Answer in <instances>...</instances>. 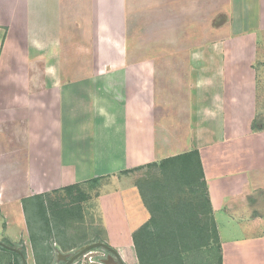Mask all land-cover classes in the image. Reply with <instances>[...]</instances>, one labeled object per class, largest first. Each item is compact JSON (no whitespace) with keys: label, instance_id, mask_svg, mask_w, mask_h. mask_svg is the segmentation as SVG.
<instances>
[{"label":"crops","instance_id":"crops-1","mask_svg":"<svg viewBox=\"0 0 264 264\" xmlns=\"http://www.w3.org/2000/svg\"><path fill=\"white\" fill-rule=\"evenodd\" d=\"M103 2L0 0V221L27 232L22 200L100 184L95 202L104 243L128 246L150 217L134 181L137 168L196 150L222 264H240L238 245L255 258L264 246V163L261 175L256 167L250 175L240 170L250 154L264 160V124L254 126L264 117L255 62L264 0H229L234 23L223 30L224 41L203 48L206 60L155 67L176 69L156 78L180 80L184 88L166 102L159 98L161 105L159 88L146 81V62L82 75L74 23ZM150 93L157 97L153 107ZM121 207L128 216H117ZM218 218L242 237H229Z\"/></svg>","mask_w":264,"mask_h":264},{"label":"rangeland","instance_id":"rangeland-1","mask_svg":"<svg viewBox=\"0 0 264 264\" xmlns=\"http://www.w3.org/2000/svg\"><path fill=\"white\" fill-rule=\"evenodd\" d=\"M100 1H104L101 8L95 10L94 13L92 11L90 17L81 16L74 23L77 29L73 34V38L77 51H79L77 59L83 62L82 75L88 76L92 71H100L103 66H108V69L104 71L111 72L113 69L130 61L146 62V81L155 82L156 87L159 88L156 95L158 97V104L160 105L159 98H161V101L166 102L169 95L176 96L178 92L181 95L184 88L180 80L173 81L172 78L164 79L165 77L163 80L157 79L156 77L159 76L155 75L156 72L166 73L169 69L164 68L160 70L155 67L162 63L167 64L168 62L186 63L191 59L196 61L206 60L208 56L203 48L219 43V41H224V35L225 33L227 35V32L223 30H230L228 26L230 27V24L234 23V20H229V0ZM68 23L64 22L63 27L65 29L68 28ZM1 35L2 33H0V39ZM256 38L258 41V52L255 62L257 64L259 87L263 91L264 30L257 32ZM236 40V44L241 42L238 39ZM91 64L92 67L90 66ZM173 71H169L168 73H172ZM178 71L183 70L179 69ZM182 81L184 82L183 79ZM147 96L148 99H152L149 101L151 104L147 107H153L157 97L155 98L151 93L147 94ZM177 101L174 104L178 103L180 109H183L184 100ZM260 104L264 106V96ZM262 123L264 124L263 116L260 115L255 118V127L263 125ZM263 161L262 158L258 159L256 153L253 156L250 154L246 160L247 164L240 172L250 175L255 172L253 168L256 167L259 168L256 172H259L261 175L263 174L261 171L263 169L261 168V165L264 163ZM157 174L155 169L143 168L134 175V181L141 183L153 176H157ZM92 187L90 189V184L81 186L87 196L83 200L78 198L77 192L68 196L60 190L52 191L49 195L45 196L42 200L45 203L47 222L43 220V217H35V212L32 211V203L34 201L29 200L25 205L23 204L25 206L24 217L26 226H28L27 232L20 231L21 227L15 226L10 222L5 226L4 220H2L0 221V242L21 250L26 257L27 264H38V261L40 264H63V262L58 260L59 254L72 256L85 245L104 242L107 239V232L102 226L100 227L101 214L95 202V195L100 191L101 187L100 184L99 186L92 185ZM54 206L59 207L55 208L58 214L62 212L61 207L70 209L69 217L66 218L65 212L63 215H58L56 211H53ZM121 208H123V212L118 211L116 213L117 216L121 218L126 214L128 216L127 207ZM202 221H204L203 224L207 222L205 217H202ZM217 222L218 224L220 223V227L226 228V231L229 230L227 234L229 237H242L241 233L233 230L231 225L227 223L221 224L219 218ZM106 225H110L109 218ZM31 233L35 235L36 249L30 237ZM11 236L19 239H9ZM111 247L119 253L120 258L125 264H138L132 244L128 246L126 244L122 248H117L118 246ZM237 247L239 249L242 248L241 252H239L240 261L238 263L264 264L263 245L257 247L260 249L259 255L255 256V258L251 256V259H248L245 247L241 245ZM36 255L39 260L36 259ZM110 257L113 259L111 262L109 261ZM209 259H212L211 262ZM214 260H216V256L213 251L211 253L201 251V253L194 252L192 256L189 255L185 259V264H216ZM15 262L16 256L11 251L0 249V264H15ZM116 263V260H114L109 252L98 248L79 258L74 264Z\"/></svg>","mask_w":264,"mask_h":264},{"label":"trees","instance_id":"trees-1","mask_svg":"<svg viewBox=\"0 0 264 264\" xmlns=\"http://www.w3.org/2000/svg\"><path fill=\"white\" fill-rule=\"evenodd\" d=\"M143 168L155 169L158 174L136 184L150 215L149 220L132 233L138 264H185L189 255L201 251H213L216 264H222L221 246L199 152L193 150L181 153L137 169ZM81 186L72 185L60 191L68 196L77 192L78 198L83 200L87 196ZM42 199L41 196L30 199L34 201L32 211L35 217H43L47 222ZM28 201L23 200L22 203L25 205ZM55 208L59 207L54 206L53 211H56ZM61 211V214L56 213L63 215L65 212L66 218L69 217L70 209L61 207ZM202 217L207 220L204 224ZM30 237L36 249L34 233ZM12 253L16 256L15 264H22L20 256ZM35 257L38 259L37 255Z\"/></svg>","mask_w":264,"mask_h":264},{"label":"water","instance_id":"water-1","mask_svg":"<svg viewBox=\"0 0 264 264\" xmlns=\"http://www.w3.org/2000/svg\"><path fill=\"white\" fill-rule=\"evenodd\" d=\"M0 247L5 248L11 252L17 253L20 256L21 262L22 264H27L26 262V257L25 255L21 252V250L13 248L11 246L2 244L0 242ZM98 248H102L103 250H106L107 252H109L112 256L115 257L116 259V264H125L122 259L120 258L119 253L112 248L111 246L107 245L104 242H95V243H91L88 245H85L83 247H81L75 254H73L72 256H68V255H64V254H59L58 255V260L63 262V264H74L79 258L83 257L84 255L88 254L89 252H91L92 250L98 249ZM109 261H113V259L110 257Z\"/></svg>","mask_w":264,"mask_h":264},{"label":"flooded vegetation","instance_id":"flooded-vegetation-1","mask_svg":"<svg viewBox=\"0 0 264 264\" xmlns=\"http://www.w3.org/2000/svg\"><path fill=\"white\" fill-rule=\"evenodd\" d=\"M113 258H114V260H116L114 256H113Z\"/></svg>","mask_w":264,"mask_h":264}]
</instances>
